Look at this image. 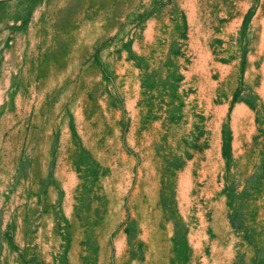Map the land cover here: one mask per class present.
<instances>
[{
  "label": "rangeland",
  "instance_id": "374dc122",
  "mask_svg": "<svg viewBox=\"0 0 264 264\" xmlns=\"http://www.w3.org/2000/svg\"><path fill=\"white\" fill-rule=\"evenodd\" d=\"M0 264H264V0H0Z\"/></svg>",
  "mask_w": 264,
  "mask_h": 264
}]
</instances>
